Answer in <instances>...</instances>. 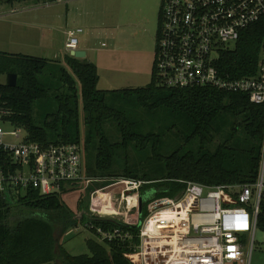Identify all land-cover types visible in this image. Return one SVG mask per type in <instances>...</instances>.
I'll use <instances>...</instances> for the list:
<instances>
[{
	"label": "trees",
	"instance_id": "trees-1",
	"mask_svg": "<svg viewBox=\"0 0 264 264\" xmlns=\"http://www.w3.org/2000/svg\"><path fill=\"white\" fill-rule=\"evenodd\" d=\"M263 37L262 24L249 27L234 49L222 52L218 61L221 70L233 77L255 73ZM65 62L66 66L59 59L0 51V79L6 77L0 92L11 111L7 119L26 132V141L81 144L82 104L86 174L96 176L94 179L131 177L146 181L141 194L151 193V198L142 204L141 219L147 217L156 198L180 195L185 188L180 180L212 186L258 182L264 104L253 103L242 93L211 87H166L157 82L154 70L145 87L103 90L98 88L100 74L95 63L71 54L65 56ZM9 73L18 75L17 85L7 84ZM137 106L150 112L165 110L169 123L160 131L146 130L144 120L136 117ZM230 117L233 120L226 126ZM107 122L116 124L121 140L109 138L104 129ZM176 128L178 135H173ZM131 146L140 151L151 146L152 156L164 164V175L140 177L130 170L127 153ZM166 146L170 149L167 152ZM6 157L0 154L1 164L6 165ZM246 165L248 174L242 172ZM117 167L125 169L115 172ZM108 183H91L89 198L93 189ZM72 185H63L61 191L51 194L28 188L17 200L0 193V264H131L124 256L129 240L89 239V254L75 255L64 247L60 237L76 227L79 219L85 220L88 209L84 204L77 213L69 208L65 194L76 190ZM95 223L129 230L138 242L139 226L113 219H96ZM258 228L264 231V194Z\"/></svg>",
	"mask_w": 264,
	"mask_h": 264
},
{
	"label": "built area",
	"instance_id": "built-area-1",
	"mask_svg": "<svg viewBox=\"0 0 264 264\" xmlns=\"http://www.w3.org/2000/svg\"><path fill=\"white\" fill-rule=\"evenodd\" d=\"M255 24L264 27V0H162L153 69L157 82L171 88L211 87L242 93L251 102L264 104V37L252 75L233 77L218 64L222 52L234 49ZM83 31H67L69 54L79 49ZM3 82L0 79V86ZM10 113L0 92V154L8 159L6 165L0 163V193L4 196L17 200L28 188L51 194L61 191L63 185L109 181L92 191L84 225L100 241L129 240L124 256L131 264H247L246 235L252 240L251 255L264 194V147L255 185L212 186L180 180L185 184L183 192L156 198L147 217L141 219V188L146 181L89 178L84 171L82 144L26 141L27 134L21 137L22 128L5 130V123L12 125L7 119ZM5 136L21 141L7 142ZM120 185L124 187L117 194L113 188ZM107 194H114L115 209L107 200L102 201ZM96 219L139 226L138 242L133 241V232L119 226L105 228L97 225Z\"/></svg>",
	"mask_w": 264,
	"mask_h": 264
},
{
	"label": "rangeland",
	"instance_id": "rangeland-1",
	"mask_svg": "<svg viewBox=\"0 0 264 264\" xmlns=\"http://www.w3.org/2000/svg\"><path fill=\"white\" fill-rule=\"evenodd\" d=\"M161 6L162 0H55L46 3L42 0H0V51L59 59L65 65V56L69 52L65 47L66 37L63 32L82 28L84 31L79 34V48L84 42L86 60L98 66V88L116 90L145 87L151 82L153 75ZM102 43H106V46L103 47ZM5 79L6 77H1L2 81ZM135 108L138 113L136 117L144 120L146 130L160 131L169 123V114L163 109L150 112L141 106ZM80 111L81 144L85 163L86 138L82 104ZM232 120L233 118H228L225 125H230ZM4 128L7 131L15 129L8 123L4 124ZM104 129L112 141L121 140L115 123L107 122ZM173 135H178L177 128ZM25 136L26 132L22 130L21 137ZM5 140L14 143L21 141L14 136H5ZM174 145L171 149H174ZM168 150L170 149L166 146L164 151ZM127 155L129 169L140 177L156 178L164 175V164L152 156L151 146L141 151L131 146ZM123 156L124 154H121V158ZM240 159H243V156ZM124 169L117 167L115 172L122 173ZM84 171H87L85 164ZM242 172L248 174L249 167L246 165ZM262 173L263 168L261 177ZM87 176L92 179L96 177ZM72 186L67 185L68 188ZM75 186V191L71 190L65 194V200L69 208L77 213L82 204L88 208L90 198L86 183H77ZM123 187L124 185H120L113 189L120 194ZM141 198L143 204L151 198V193H146ZM87 217L85 214L84 219ZM85 220L79 219L76 227L60 237L64 247L72 254H89L87 240H99L94 231L85 227ZM59 231L58 235L61 233ZM246 237L247 264L249 258L250 264H264V231L256 229L251 255L252 240L249 235Z\"/></svg>",
	"mask_w": 264,
	"mask_h": 264
},
{
	"label": "water",
	"instance_id": "water-1",
	"mask_svg": "<svg viewBox=\"0 0 264 264\" xmlns=\"http://www.w3.org/2000/svg\"><path fill=\"white\" fill-rule=\"evenodd\" d=\"M72 56L76 58H86V51L84 50H75L74 52L71 53ZM18 81V75L16 73H9L7 75V84L10 86H15L17 85ZM142 198H140V212H142Z\"/></svg>",
	"mask_w": 264,
	"mask_h": 264
},
{
	"label": "bare ground",
	"instance_id": "bare-ground-1",
	"mask_svg": "<svg viewBox=\"0 0 264 264\" xmlns=\"http://www.w3.org/2000/svg\"><path fill=\"white\" fill-rule=\"evenodd\" d=\"M113 195L114 194H107V195H105L104 197H103V199H102V201H108L110 204V206H111V208L112 209H115L114 207V204H113V202H114V199H113Z\"/></svg>",
	"mask_w": 264,
	"mask_h": 264
},
{
	"label": "crops",
	"instance_id": "crops-1",
	"mask_svg": "<svg viewBox=\"0 0 264 264\" xmlns=\"http://www.w3.org/2000/svg\"><path fill=\"white\" fill-rule=\"evenodd\" d=\"M59 1H62V0H59ZM18 12H21V11H23V10H17ZM16 22H19V21H16ZM69 30V29H68ZM68 30H65L64 32H63V35L67 38V31ZM80 43H81V41H80ZM85 43L83 42L82 43V46H81V48H79L80 50H84V51H86V48H85ZM86 57H87V51H86Z\"/></svg>",
	"mask_w": 264,
	"mask_h": 264
},
{
	"label": "flooded vegetation",
	"instance_id": "flooded-vegetation-1",
	"mask_svg": "<svg viewBox=\"0 0 264 264\" xmlns=\"http://www.w3.org/2000/svg\"><path fill=\"white\" fill-rule=\"evenodd\" d=\"M159 30H160V25H159L158 30H157V44H158ZM156 49H157V45H156ZM85 214H86V213H85Z\"/></svg>",
	"mask_w": 264,
	"mask_h": 264
}]
</instances>
